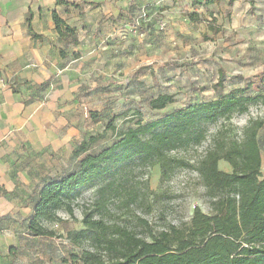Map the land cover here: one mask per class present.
Returning a JSON list of instances; mask_svg holds the SVG:
<instances>
[{
    "label": "rangeland",
    "instance_id": "rangeland-1",
    "mask_svg": "<svg viewBox=\"0 0 264 264\" xmlns=\"http://www.w3.org/2000/svg\"><path fill=\"white\" fill-rule=\"evenodd\" d=\"M196 8L200 19L192 21L188 7L182 17L186 19L173 30L177 32L175 37L164 39L165 47L156 52L154 60L150 59L151 65L109 78L115 86L107 91L104 98L109 100L104 103L112 111L98 114L96 124H85L86 139L102 134L91 144L89 152H96L117 138L106 130L107 122L114 116L118 131H122L130 124L125 121L127 117L135 115L131 124L139 118L135 114L138 111L144 122L152 121L189 103L214 100L239 87L260 99L244 113L234 112L205 123L206 138L202 143L172 150L171 157L190 166L176 167L167 178H162L158 163L135 158L116 166L112 175L82 187L75 196L74 216L62 210V222L46 224L56 231V236H33L26 232L19 247L0 249V264H73V255L83 249L98 250L107 256L106 243L96 238L94 232L80 243L70 236L85 228L86 211L104 224L108 238L117 237L118 228L150 238V228L161 231L169 225L188 223L196 207L207 213L211 210L210 196L194 165L209 149L214 136L242 139L251 121L264 120V0H215ZM221 70L225 71L222 82ZM161 93L173 94L174 101L162 109L151 108L150 99ZM103 108L102 103V107L93 109ZM123 109H128L127 117L121 115ZM258 140L264 174V125ZM219 168L232 171L224 160L219 162Z\"/></svg>",
    "mask_w": 264,
    "mask_h": 264
},
{
    "label": "crops",
    "instance_id": "crops-1",
    "mask_svg": "<svg viewBox=\"0 0 264 264\" xmlns=\"http://www.w3.org/2000/svg\"><path fill=\"white\" fill-rule=\"evenodd\" d=\"M66 1L76 5L0 0L2 250L19 247L27 235L30 201L44 180L73 163L85 124L93 125L91 111L102 107L115 86L109 78L151 65L164 39L175 37L185 10L197 12L200 5L195 0ZM54 11L77 28V45L60 39Z\"/></svg>",
    "mask_w": 264,
    "mask_h": 264
},
{
    "label": "trees",
    "instance_id": "trees-1",
    "mask_svg": "<svg viewBox=\"0 0 264 264\" xmlns=\"http://www.w3.org/2000/svg\"><path fill=\"white\" fill-rule=\"evenodd\" d=\"M195 2L210 5L215 0ZM58 3L76 5L66 0H58ZM189 18L192 21L200 19L197 12H191ZM53 20L60 39L67 45H77V28L69 25L56 11ZM62 55L65 56L64 51ZM73 56L77 58L79 54L75 52ZM224 77L225 71L221 70V82ZM259 99L257 95L248 94L245 87H239L214 100L189 103L152 121L144 122L138 111L135 114L139 118L133 124L135 115L128 118L129 108L123 109L121 115L126 116L125 121L130 124L118 131L115 116L107 122L106 130L117 136L110 145L89 152L91 144L102 134L84 138L73 150L72 168L44 180L32 198L33 212L27 221L28 233L56 236V231L46 224L62 222L59 215L62 210L74 216L75 196L79 190L96 179L112 175L120 164L135 158L158 163L163 179L176 167L190 166L169 153L202 143L206 138L205 123L216 122L234 112L244 113ZM173 101V94L161 93L150 99V107L162 109ZM105 103L101 111H91L93 123H98V116L109 110ZM263 125L264 120L251 121L244 129L243 138L238 140L222 134L214 136L209 149L197 160L194 166L211 199L208 213L196 207L190 222L169 225L161 231L150 228V238L126 228H118V236L108 238L104 224L92 219V214L86 211L83 218L85 228L70 233V236L80 243L88 233L94 232L96 238L106 243L107 256L98 250L83 249L80 254L73 255V264H264V174L258 140ZM221 160L231 165V172L219 168Z\"/></svg>",
    "mask_w": 264,
    "mask_h": 264
}]
</instances>
